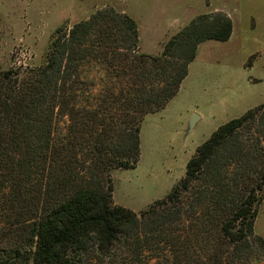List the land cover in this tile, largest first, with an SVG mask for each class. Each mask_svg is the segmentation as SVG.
Segmentation results:
<instances>
[{
    "label": "trees",
    "instance_id": "obj_1",
    "mask_svg": "<svg viewBox=\"0 0 264 264\" xmlns=\"http://www.w3.org/2000/svg\"><path fill=\"white\" fill-rule=\"evenodd\" d=\"M231 34L228 16L204 14L144 54L136 22L101 9L58 28L40 65L0 71V264L111 263L171 226L189 248L169 238L167 264L190 248L200 264H258L264 104L218 127L162 200L139 214L112 205L111 172L136 167L142 119L177 95L200 43Z\"/></svg>",
    "mask_w": 264,
    "mask_h": 264
},
{
    "label": "rangeland",
    "instance_id": "obj_2",
    "mask_svg": "<svg viewBox=\"0 0 264 264\" xmlns=\"http://www.w3.org/2000/svg\"><path fill=\"white\" fill-rule=\"evenodd\" d=\"M108 8L136 22L144 54L160 53L167 40L200 15L219 12L232 22L230 38L200 43L177 95L142 119L136 167L111 172L112 205L139 214L165 198L184 177L197 147L218 127L240 118L251 104H264V0H0V71L40 65L58 28L70 29ZM86 75L98 77L95 71ZM194 114L199 119L189 130ZM257 127V121L249 125L244 136L251 137ZM259 197L254 235L264 240V191ZM187 235V230L171 226L142 235L144 242L132 254L115 248V262L92 264H167L172 259L169 238L186 249ZM257 252L258 264H264V250ZM200 257L190 248L183 258L185 264H200Z\"/></svg>",
    "mask_w": 264,
    "mask_h": 264
},
{
    "label": "water",
    "instance_id": "obj_3",
    "mask_svg": "<svg viewBox=\"0 0 264 264\" xmlns=\"http://www.w3.org/2000/svg\"><path fill=\"white\" fill-rule=\"evenodd\" d=\"M198 119H199V117L196 114L192 115V117L189 121V130H191L194 127V125Z\"/></svg>",
    "mask_w": 264,
    "mask_h": 264
},
{
    "label": "crops",
    "instance_id": "obj_4",
    "mask_svg": "<svg viewBox=\"0 0 264 264\" xmlns=\"http://www.w3.org/2000/svg\"><path fill=\"white\" fill-rule=\"evenodd\" d=\"M188 67H189V66H188ZM188 76H189V72H188V75H187V77H186L185 79H187V78H188ZM185 79H184V81H183V82H185ZM183 82H182V84H183ZM182 84H181V86H182ZM250 103H253V102H250ZM262 104H263V103H262ZM248 105H250V104H248ZM259 105H261V104H258V105L251 104L249 107H250V109H253V108H255V107L259 106Z\"/></svg>",
    "mask_w": 264,
    "mask_h": 264
}]
</instances>
